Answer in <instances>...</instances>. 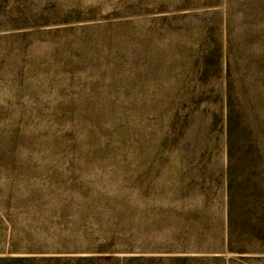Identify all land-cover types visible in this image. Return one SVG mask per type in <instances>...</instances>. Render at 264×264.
<instances>
[{"label":"rangeland","instance_id":"rangeland-1","mask_svg":"<svg viewBox=\"0 0 264 264\" xmlns=\"http://www.w3.org/2000/svg\"><path fill=\"white\" fill-rule=\"evenodd\" d=\"M216 40L257 145L230 232ZM262 226L264 0H0V264H264Z\"/></svg>","mask_w":264,"mask_h":264},{"label":"trees","instance_id":"trees-1","mask_svg":"<svg viewBox=\"0 0 264 264\" xmlns=\"http://www.w3.org/2000/svg\"><path fill=\"white\" fill-rule=\"evenodd\" d=\"M202 55L197 57L194 62V70L197 73H194V78L196 80V85L192 87V96L196 98V101L199 103L202 100L208 99V96H205L203 89L209 85L213 77H215L222 69L225 70L226 85L227 88L224 90L225 95V113L222 121H219V116L215 114V121L213 123L215 126L217 123L222 122L221 130L225 135V146H226V156H227V172L229 171L228 184H227V221L229 232L232 227L231 218L234 211L233 202L234 197L232 194V182L236 181L230 172L235 169V166L242 162L247 165L253 164V154L257 151V145H255V131L252 127V123L243 120V114L239 109V106L234 101L236 96L233 93L232 85V73L230 71V65L228 63V56L225 60V65L222 63V51L221 44L216 40L214 47L211 49H205L201 47ZM226 56V55H225ZM211 92V90H210ZM215 93V98H217V91ZM196 94V95H195ZM213 125V124H212ZM244 149V152L241 155V149ZM250 179L247 178V181ZM252 192H249L248 195H252ZM250 210L255 211V207L252 204ZM247 226L254 228V223H247ZM260 229H264L262 226ZM230 241V234H229Z\"/></svg>","mask_w":264,"mask_h":264}]
</instances>
